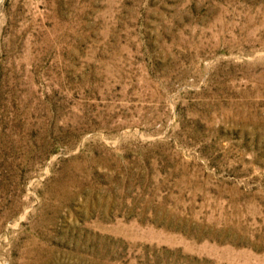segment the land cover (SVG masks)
Here are the masks:
<instances>
[{"label":"rangeland","instance_id":"374dc122","mask_svg":"<svg viewBox=\"0 0 264 264\" xmlns=\"http://www.w3.org/2000/svg\"><path fill=\"white\" fill-rule=\"evenodd\" d=\"M0 264H264V0H0Z\"/></svg>","mask_w":264,"mask_h":264}]
</instances>
